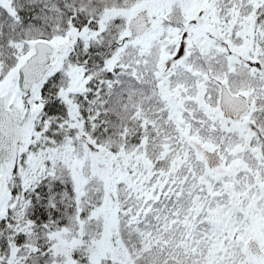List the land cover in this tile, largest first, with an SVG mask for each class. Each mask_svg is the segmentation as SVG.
I'll return each instance as SVG.
<instances>
[{
  "label": "snow or ice",
  "instance_id": "1",
  "mask_svg": "<svg viewBox=\"0 0 264 264\" xmlns=\"http://www.w3.org/2000/svg\"><path fill=\"white\" fill-rule=\"evenodd\" d=\"M0 264H264V0H0Z\"/></svg>",
  "mask_w": 264,
  "mask_h": 264
}]
</instances>
